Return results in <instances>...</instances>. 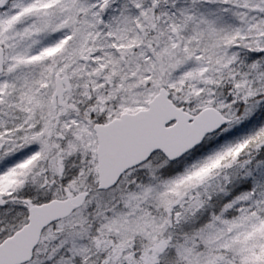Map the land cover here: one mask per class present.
Returning <instances> with one entry per match:
<instances>
[{
  "label": "snow or ice",
  "instance_id": "obj_1",
  "mask_svg": "<svg viewBox=\"0 0 264 264\" xmlns=\"http://www.w3.org/2000/svg\"><path fill=\"white\" fill-rule=\"evenodd\" d=\"M0 264H264V0H0Z\"/></svg>",
  "mask_w": 264,
  "mask_h": 264
}]
</instances>
